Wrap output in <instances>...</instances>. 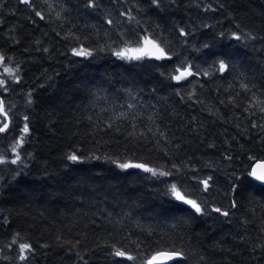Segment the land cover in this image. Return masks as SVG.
Masks as SVG:
<instances>
[{"label":"trees","instance_id":"obj_1","mask_svg":"<svg viewBox=\"0 0 264 264\" xmlns=\"http://www.w3.org/2000/svg\"><path fill=\"white\" fill-rule=\"evenodd\" d=\"M34 3L45 20L20 0H0V51L22 77L2 94L12 125L0 153L13 158L11 144L25 123L30 129L23 164L0 165V246L19 233L35 248L28 264H117L112 245L147 254L171 244L188 254L186 264H264V186L242 175L249 156L264 158V132L252 127L264 113L251 106H264V0ZM145 34L172 60L112 55ZM81 45L93 55H72ZM219 60L229 64L223 73L214 71ZM184 63L201 75L171 79ZM75 150L100 159L68 161ZM125 159L180 173L153 177L112 163ZM209 175L203 192L197 179ZM181 182L229 216L177 206L165 192ZM16 251L0 264H17Z\"/></svg>","mask_w":264,"mask_h":264},{"label":"snow or ice","instance_id":"obj_2","mask_svg":"<svg viewBox=\"0 0 264 264\" xmlns=\"http://www.w3.org/2000/svg\"><path fill=\"white\" fill-rule=\"evenodd\" d=\"M21 3L28 6L34 10V14L40 20H45L46 15L43 11L35 10L36 4L34 0H20ZM45 3H48V0H44ZM153 4L158 5L159 0H151ZM87 7L95 8L97 6V0H87ZM211 6H209L210 8ZM52 11V6L49 5V12ZM126 16L128 20H133L134 17L131 16L130 12L122 13ZM57 18H59L60 13H56ZM107 24H112L113 21L108 19ZM180 34L182 36H187L188 33L183 29H180ZM223 35V33H221ZM232 36L240 40L241 37L236 33H233ZM78 39V38H77ZM254 39V37H253ZM135 47L129 46L128 43L119 50L112 49V55L127 61H140L146 58L155 59V60H172V56L169 55V51H166L164 47H161L156 40L152 39L149 35L145 34L142 37H137ZM207 47V45H205ZM47 51V49H44ZM71 53L77 57H91L93 55V50L83 47L82 45L78 48L71 49ZM11 57H8L3 51H0V134H10V126L12 125L11 117L9 116V105L5 104L3 93L10 91L9 84H19L21 81L20 66L16 64L14 67L11 65ZM218 67L214 71L225 72L229 69V64L224 60H219L217 62ZM213 73L210 71H203V76H210ZM201 75L200 71H193V65L191 63H184L183 65H178L174 69V74L171 75V79L181 82L188 80L189 77ZM11 78V80H9ZM245 89L248 88V85H243ZM30 95V94H29ZM255 100V97H254ZM260 102L256 101L253 103L252 107H258L261 113H264V106H259ZM131 107V105H129ZM248 111V109H245ZM121 115H124L123 113ZM24 120L27 121L28 117H24ZM111 127V125H108ZM253 128H259L261 132H264V123L261 124H252ZM30 133V129L27 123L24 124L21 133L18 138L11 144L10 153L14 154L13 158L9 157L3 153H0V165H22L24 158L20 155V151L23 148L26 137ZM163 135V133H161ZM264 140V137H261ZM79 150H75L67 154L66 159L76 164L84 163L89 159H100L98 156H86L82 152L78 154ZM231 160V157H228ZM250 165L246 168V171L242 173L243 176H246L253 182H258L264 186V158L258 159L256 156L252 155L248 157ZM112 163L122 170L137 169L144 173H150L153 177H169L174 176L175 174L180 173V168L177 165L172 166V170L164 171L157 169L155 167L149 166V164L140 162L133 159H125L122 162L118 160H113ZM21 173L17 170L16 175ZM195 178V177H193ZM213 177L211 175L203 178L197 179V184L202 186L203 192H208L212 188ZM239 185L233 184L231 191L233 193L237 192ZM165 195L170 197L172 202H175L177 206L185 205L193 214H199L200 216L211 215L212 212L218 213L223 217L229 216V211L223 210L220 207H211L208 202L204 199L191 198L193 193L187 191L183 182L181 183H171L165 192ZM231 208H236L237 203L235 199L231 200ZM13 246L16 247L17 251L14 259L17 261V264H28L30 257H34L35 248L31 242H20V234L15 233L11 242L5 246H0V261H11L13 257H10L5 254L6 250L12 249ZM259 247L264 248V245H258ZM110 255L115 258H120L117 261V264H186L188 254L183 250L182 247H177L175 244L160 246L157 249L145 254L142 249L138 250L136 254H132L130 250H125L123 247H116L115 245L111 246Z\"/></svg>","mask_w":264,"mask_h":264},{"label":"water","instance_id":"obj_3","mask_svg":"<svg viewBox=\"0 0 264 264\" xmlns=\"http://www.w3.org/2000/svg\"><path fill=\"white\" fill-rule=\"evenodd\" d=\"M258 183V182H257Z\"/></svg>","mask_w":264,"mask_h":264}]
</instances>
